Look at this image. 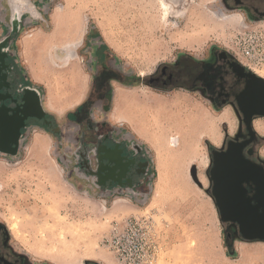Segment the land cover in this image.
I'll list each match as a JSON object with an SVG mask.
<instances>
[{
  "label": "rangeland",
  "instance_id": "1",
  "mask_svg": "<svg viewBox=\"0 0 264 264\" xmlns=\"http://www.w3.org/2000/svg\"><path fill=\"white\" fill-rule=\"evenodd\" d=\"M35 1L44 15L50 16L48 26L29 24L24 33L36 28L51 31V16L58 5L66 6L70 16H79L82 21L76 58L70 60L63 71L65 79L70 78V90L83 91V97L89 87L93 47L100 43L107 45L126 71L132 75L141 74V78L173 62L180 51L200 54L210 44L229 49L264 76V22L243 16L240 25L224 27L222 31H203L208 24L217 23L210 14L233 12L225 9L223 0H183L172 16L176 24L161 19V11L154 0ZM2 3L4 0H0V24L6 13ZM185 14L201 16L204 21L194 24ZM19 49L20 46L16 50ZM57 49L62 57V50L59 46ZM114 85L112 109L120 89L137 92L140 101L144 94L152 93L169 106L168 112L159 114L155 121L150 118L153 132L158 136L156 140L151 139L150 131L141 136L123 121L125 131L140 139L151 158L147 183L138 190L142 193L105 195L69 178L64 149L59 147L57 139L46 133L39 142H34L32 130L19 156L0 154V223L10 231L14 244L31 258L46 264H55V257L68 253L66 247L59 244L60 235L35 227L52 224L44 209L56 203L59 214L78 228L81 226L78 231L87 237L82 240L74 232L65 234L71 242L70 252L93 250L83 264L86 261L87 264H238V244L250 246L261 241L237 240L232 247L210 196L209 143L214 144L202 131L217 113L209 102L185 90L160 92L150 89L146 83L122 85L115 82ZM130 96L123 104L124 109L127 106L133 112L136 108L146 109ZM233 118L236 125V117ZM112 121L121 124L113 118ZM224 124H219L221 134ZM181 129L186 136L184 139L175 145L167 141L170 135L182 132ZM68 193L76 198H69ZM115 200L119 205L111 209ZM27 218L32 220V225L27 224ZM15 219L23 223L16 230L13 228Z\"/></svg>",
  "mask_w": 264,
  "mask_h": 264
},
{
  "label": "flooded vegetation",
  "instance_id": "2",
  "mask_svg": "<svg viewBox=\"0 0 264 264\" xmlns=\"http://www.w3.org/2000/svg\"><path fill=\"white\" fill-rule=\"evenodd\" d=\"M5 1L9 5L4 10L5 21L10 29L5 35H0V154L19 156L30 131L33 130L34 135L45 130L64 149V164L69 178L105 195L118 192L140 194L142 191L138 190L143 189L150 175L151 158L140 139L123 128L124 121L134 130L128 119L113 117L112 101L115 82L122 85L146 83L150 89L160 92L185 90L209 102L217 114L229 110L236 117L232 132L227 124L222 126L220 145L209 143V192L220 219L221 212L227 210L221 208L227 197L242 199L264 193V131L256 126L258 120L264 124V115L256 111L258 107L264 108V99L258 98L264 97V76L237 54L218 44L206 46L200 54L180 51L173 62L165 63L147 78H141V74L132 75L126 71L106 44L95 45L86 99L65 117L74 130L72 145L67 149L66 133L61 123L47 108L43 89L26 77L13 43L19 28L36 23L48 26L50 16L44 15L35 0ZM182 1L168 0L173 14L175 8L181 7ZM223 5L241 16L264 22V0H223ZM43 32L51 34L53 28ZM249 94L254 98L246 99ZM111 109L112 118L121 124L112 122ZM226 151L231 155L221 158ZM224 186L230 190H222ZM222 223L232 247L237 240L258 241L243 238L238 221L223 220ZM0 264L46 263L20 250L14 244L10 231L0 223Z\"/></svg>",
  "mask_w": 264,
  "mask_h": 264
},
{
  "label": "bare ground",
  "instance_id": "3",
  "mask_svg": "<svg viewBox=\"0 0 264 264\" xmlns=\"http://www.w3.org/2000/svg\"><path fill=\"white\" fill-rule=\"evenodd\" d=\"M154 1H155V3L158 4L157 6L159 7V10L161 11V19L167 23L168 22H170V23L174 22V24H176L174 19H172V15H173L174 11H173L172 5L169 3L170 1L169 2H168V0H154ZM187 15H188V13H187ZM187 15L185 14V16H186L185 18H189L191 21H193L194 24H198L199 20L204 21V18L201 16L196 18L195 16H187ZM210 16H214L217 19V23L208 24L207 27L203 28L204 32L212 31V30L222 31L224 29V27L237 26V25L242 24V20H243V16H241L239 12H234V11L230 12V13L214 12L213 14H210ZM52 21H53V32L51 34H46L39 29L30 31V32L24 34V36L22 37L21 47L23 49V56L25 58V61L30 66L31 74H33L36 77L35 79H37V78L39 80L44 79L45 76L42 72H45V71L49 72L48 68L52 64L54 71H53V75H52V81H51L52 83L48 87V89H49L48 90L49 91L48 92L49 105H50V107H52L54 102L56 103V102H59L61 100H64L65 101L64 108H67V107L73 106V105L80 102L82 95H83V91H80V92L78 91L79 93H76V92H74V90H76V89L70 90L69 80L66 81V79H64L65 77L63 78L62 76H60L59 72L61 71L60 69H64L70 63V60H73L76 58V51L75 50L77 49V47L80 44V41H81L80 37H81L82 31H83L82 21L80 20L79 16H70L69 9L66 6H62V5H58L56 7V9L54 10V14L52 16ZM58 46L60 47V50H62V52L64 54L62 57H56L55 52H56V50H59V49H57ZM33 48H36V49H33ZM34 50L37 53L36 58H38V62L35 61V63L32 61V60H34V57H32ZM68 73H70V71ZM136 95H138L137 92H131L130 93V92H126V91H123L122 89H120L119 92L117 93V100L115 102V106H114V110H113L112 115L115 119H120V118L128 119V121L130 122V124L132 125L134 130L141 136L147 135L146 133L148 131H150L152 134L151 139L156 140L158 136H157V134H155L153 132L154 131L153 122L150 118L153 117L154 121H155V119L158 117L159 114H161L162 112H164V113L168 112L169 106L165 102L164 99L159 98L158 96H154L152 93L144 94V97L141 99L142 103H141L140 99L138 97H136ZM128 96H130V99H132V100L134 99L135 101H137L138 104L143 105L142 107H146V109L141 110L139 108H136L137 110L135 112H133L131 108H128V106L126 109H124L123 104H124L125 100L128 99L127 98ZM61 107H62V105H61ZM62 110H64V109H62ZM144 120H146L145 123H144ZM223 122H225L228 125V128L231 132L234 130V128H235L234 118L231 115V113L229 112V110H224L223 112L218 113L215 116H212L206 122L205 128L202 131L204 133V135L206 137H208V139L214 145H217V146L220 145V143L222 141V134L219 131V124L223 123ZM256 126L258 127L259 130L264 131V124L262 121L258 120L256 122ZM42 134H45V133L44 132H36L33 135V141L39 142L40 139H42ZM185 137L186 136L183 134V130H182V132L170 135L168 137L167 141L170 142L171 144L175 145L176 143H178V141H181ZM71 191H72V189H71ZM67 196L71 199L76 198L71 193H68ZM151 199L154 200L155 198L153 199V197H152ZM90 204H92V203H90ZM118 205H119V202L115 200L111 209H114ZM58 207H59L58 204L53 203L52 205H50L44 209V211H46L49 214V216L51 217L52 224L43 223L42 225L35 226V227H37L39 229H46L52 235L53 234L60 235L59 244L62 246V248L66 247V249H67L66 251L68 253H65L63 257H55L54 258L55 264H83V261L86 259H89V257L93 254V252H92L93 250L90 251V249H91L90 248V249H85V251L75 252L73 250L72 252H70V243L71 242H70V240H67L64 237L65 234L70 235L71 232H74L76 234H79L78 238L82 239V240H86L87 237H85V233H80L78 231L81 226L78 228L77 224L70 223L68 220H66L64 217H62L59 214ZM80 208H81V206H80ZM85 208H86V206H85ZM101 211L102 210L100 209V212ZM119 211H120V209H119ZM105 212H107V211H105ZM106 214L108 215L110 213H106ZM21 224H23L22 221L15 219L14 223H13V228L16 230V227L21 226ZM27 224L32 225L33 224L32 220L27 218ZM27 224H25V225H27ZM93 224H94V222H93ZM94 226H96V225H94ZM72 246H73V244H72ZM38 249H40V247H38ZM96 249H99V248H96ZM237 251L239 254L238 264H264V242H258L257 245L253 244L250 246L244 245L243 243H239L238 247H237ZM97 254H99V253H97ZM104 264H109V263L107 262Z\"/></svg>",
  "mask_w": 264,
  "mask_h": 264
},
{
  "label": "water",
  "instance_id": "4",
  "mask_svg": "<svg viewBox=\"0 0 264 264\" xmlns=\"http://www.w3.org/2000/svg\"><path fill=\"white\" fill-rule=\"evenodd\" d=\"M251 98L254 97L250 94L246 95V99ZM258 98L264 99L261 96ZM256 111L264 115L263 107L256 108ZM221 155L223 156L221 158H227L231 154L226 151ZM192 175L195 181L200 184L194 173ZM222 190L228 191L230 188L224 186ZM210 196L213 199V196ZM227 198L228 200L224 202L223 206H221V203H217L222 209L227 208L226 211L221 212V220L238 221L241 225L240 232L243 238L264 242V193L256 194L253 197H243L242 199ZM85 264H87V261Z\"/></svg>",
  "mask_w": 264,
  "mask_h": 264
},
{
  "label": "crops",
  "instance_id": "5",
  "mask_svg": "<svg viewBox=\"0 0 264 264\" xmlns=\"http://www.w3.org/2000/svg\"><path fill=\"white\" fill-rule=\"evenodd\" d=\"M2 5L4 6V8L5 9H7V7L9 6L8 5V3H6V1L4 0V3H2ZM2 20H3V22L0 24V35H5L8 31H9V29H10V27H9V25L7 24V22L5 21V16H3V18H2ZM36 29H39V30H42V31H45V32H49V31H46L45 29H42V28H36ZM27 32V31H26ZM24 35V29H18L17 30V34H16V37L14 38V41H13V43H14V45H15V51H16V53L18 54V56H19V60H20V62H21V64H22V66H23V68H24V70H25V74H26V77L28 78V79H30V81L31 82H33L34 84H36V85H38L39 87H41L42 89H43V93H44V95H43V99H44V102H45V104H46V106H47V108L50 110V111H52L56 116H57V118H58V121L61 123V127L63 128V130L65 131V133H66V141H65V147L67 148V149H70V145H72V135H73V133H74V130L72 129V126L70 125V121L69 120H65V117L68 115V113H70L71 111H74V110H76L77 109V107H79L82 103H83V101L86 99V96H87V93H88V90H87V92H86V94H85V96L82 98V100L78 103V104H76L74 107H72V108H64V104H65V101L64 100H61V101H59V102H54V104H53V106L52 107H50L49 105H48V87L51 85V81H52V75H53V73L51 72V70L53 69V67H52V65L48 68L49 70V72H42L43 74H44V76H45V78H44V80H39L38 78L37 79H35L36 77L33 75V74H31V70H30V66L28 65V63L25 61V58H24V56H23V49H22V47L20 46L21 45V40H22V36ZM19 46H20V49H19V51L18 50H16V49H18L19 48ZM33 49H36V48H33ZM56 53V57H59V55H58V53H57V51L55 52ZM36 51L34 50V53L32 54V57H34V60H32L34 63H35V61H37L38 62V58H36ZM61 71L59 72L60 73V76H62L63 78L65 77V74H64V71H63V69H60ZM47 79V80H46ZM50 79V80H49ZM65 79V78H64ZM89 79H90V77H89ZM46 80V81H45ZM67 80H69V82H70V78H66V81ZM89 86V85H88ZM69 87H70V84H69ZM64 102V103H63ZM60 104V105H59ZM61 105H62V107H61ZM62 109H64V110H62ZM112 109H111V111H110V113H109V115H110V118L112 119ZM113 122V121H112ZM42 131H44V132H46L48 135H50L51 136V134L49 133V132H47V131H45V130H42Z\"/></svg>",
  "mask_w": 264,
  "mask_h": 264
}]
</instances>
